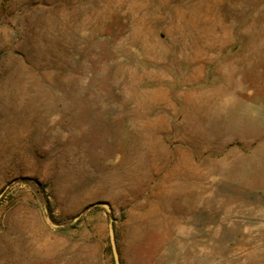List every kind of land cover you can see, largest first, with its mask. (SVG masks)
I'll use <instances>...</instances> for the list:
<instances>
[{
	"label": "rangeland",
	"instance_id": "rangeland-1",
	"mask_svg": "<svg viewBox=\"0 0 264 264\" xmlns=\"http://www.w3.org/2000/svg\"><path fill=\"white\" fill-rule=\"evenodd\" d=\"M110 217L120 264H264V0H0V264H114Z\"/></svg>",
	"mask_w": 264,
	"mask_h": 264
},
{
	"label": "crops",
	"instance_id": "crops-1",
	"mask_svg": "<svg viewBox=\"0 0 264 264\" xmlns=\"http://www.w3.org/2000/svg\"><path fill=\"white\" fill-rule=\"evenodd\" d=\"M190 78L192 79L191 71L182 72L180 75H176L174 80L167 85L174 97L182 103V120L187 126H190L192 114H194V118H199L202 113L208 120L209 118H215V113L221 110V107L217 105L215 96L217 90L213 88V84L200 81L197 77L195 81L187 82ZM164 115L166 116V114ZM165 116L162 118L165 119ZM199 126L203 127L201 119Z\"/></svg>",
	"mask_w": 264,
	"mask_h": 264
},
{
	"label": "water",
	"instance_id": "water-1",
	"mask_svg": "<svg viewBox=\"0 0 264 264\" xmlns=\"http://www.w3.org/2000/svg\"><path fill=\"white\" fill-rule=\"evenodd\" d=\"M92 206H99L103 208L106 212H111V207L108 202L100 201L97 203H92ZM108 242H109V248L112 255V260L114 264H120L119 260V254L117 250L116 240H115V234H114V228H113V218L110 217L108 220Z\"/></svg>",
	"mask_w": 264,
	"mask_h": 264
}]
</instances>
